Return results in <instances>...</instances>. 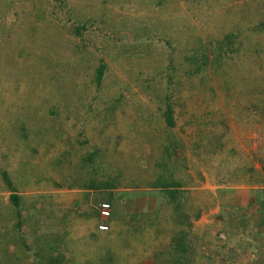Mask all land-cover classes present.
<instances>
[{"label": "rangeland", "instance_id": "obj_1", "mask_svg": "<svg viewBox=\"0 0 264 264\" xmlns=\"http://www.w3.org/2000/svg\"><path fill=\"white\" fill-rule=\"evenodd\" d=\"M73 188L160 199L100 264H264V0H0V264L34 255L10 193Z\"/></svg>", "mask_w": 264, "mask_h": 264}, {"label": "crops", "instance_id": "obj_2", "mask_svg": "<svg viewBox=\"0 0 264 264\" xmlns=\"http://www.w3.org/2000/svg\"><path fill=\"white\" fill-rule=\"evenodd\" d=\"M125 191L120 189V193L112 197L113 220L111 222L100 218L98 208L105 198H101V195L93 190L79 191V189L73 188L67 190V192H61L60 195L59 190H54L51 193L50 202L45 201L44 207L42 206L43 208L39 209L33 221V214L29 215L23 209L21 210L22 196L19 197L16 194L19 198L18 209H20L18 210L16 222L20 226V230L24 232V237L27 240V250L34 253L32 257L26 259L27 261L23 263L42 264L41 260H43V264H59L61 261H63L61 264H100L92 259L94 254L91 251L88 235H97L103 239V237L108 235L109 231H112L110 238L114 240L113 243L117 246L120 242L116 236L120 232H124V221L130 218L132 220L135 219L134 216L137 212L132 209L133 207L146 206L149 212L159 209L158 202L160 199L156 201L152 194H149L151 198L145 200L142 205L139 203L140 197H133L134 195L132 196ZM13 194L10 193L7 203H4V205L12 202L11 197ZM243 196H245V193H243ZM235 200L241 207L247 208L249 206L245 197H237ZM167 201L169 200L163 198V205H161L163 209H161L160 216L167 214ZM12 205L16 207L14 202H12ZM160 218L163 219V217ZM152 220L157 221L158 219L154 217ZM183 220L186 221L185 217ZM201 220L200 222L202 223L203 218ZM108 225L110 226L108 232L99 230L100 226ZM117 248L119 249L120 247L117 246ZM157 249L159 250L160 247H157ZM59 255L63 256V258L60 259ZM34 257L36 260L33 259ZM121 261L122 263H129L127 258ZM134 263L140 264L139 261Z\"/></svg>", "mask_w": 264, "mask_h": 264}, {"label": "trees", "instance_id": "obj_3", "mask_svg": "<svg viewBox=\"0 0 264 264\" xmlns=\"http://www.w3.org/2000/svg\"><path fill=\"white\" fill-rule=\"evenodd\" d=\"M104 75H105V67L103 66V65H101L100 67H99V69H98V75H97V80H96V82H97V84L98 85H100L101 86V79H103V77H104ZM166 124L169 126V127H172L174 124H173V119L171 118V117H169V118H167V120H166ZM3 178H4V181L7 183V185L9 186V188L11 189L12 188V184H11V181H10V178H9V176H8V174L6 173V174H4V176H3ZM111 183V184H110ZM106 184V185H105ZM102 187H105L104 189H103V192H105V191H107V190H112V189H116L115 187H116V185H115V183H113V182H106V183H102ZM97 188V186H95L94 187V189H96ZM168 188H169V186L168 185H162V189L163 190H168ZM13 189V188H12ZM94 189H92V188H89V190H93V191H95V192H97V193H99L98 191H96V190H94ZM86 190V189H85ZM88 190V189H87ZM103 192L102 193H100V197L101 198H105V200H103L100 204H99V207H100V205H102V204H104V203H107V204H109L110 206H111V208H112V204H111V200L112 199H106V195L105 194H103ZM110 198V197H109ZM11 199H12V202H14L15 204H16V207L17 208H19L18 206V201H19V198H18V196H16V194H13V196L11 197ZM98 213H99V211H98ZM99 216H100V214H99ZM179 216V215H178ZM181 218V217H180ZM183 219H184V217H183ZM113 219H112V216H111V218L109 219V222H111ZM184 221V220H183ZM20 227V226H19ZM108 227V231L110 230V226L108 225L107 226ZM107 231V232H108ZM110 232V231H109ZM111 233H112V231L110 232V233H108V235L105 237L106 238V241H107V249L105 248L103 251H104V254L106 253V251H108V252H111V253H114L115 252V249L117 248V246H115V244L113 243V239L112 238H107L109 235L111 236ZM93 237H94V239H95V241L96 242H99V245L101 244V243H103L102 241H103V239H101L99 236H95V235H92ZM98 240V241H97ZM94 241V240H93ZM111 243V244H110ZM105 246H106V244H105ZM100 247H103V246H99V247H97V249H95L93 252H92V254H94L97 250H99L100 249ZM171 250V249H170ZM177 252H179V250H176V252H174V253H177ZM103 252H101V254H102ZM184 254V253H183ZM99 256H100V252H99V254H98ZM107 255H108V253H107ZM115 256V255H114ZM113 256V257H114ZM116 257V256H115ZM120 260H122V259H119V258H113L112 260H107L106 261V263L107 264H120V262H118V261H120ZM118 262V263H117ZM105 263V264H106ZM123 264H126V263H123Z\"/></svg>", "mask_w": 264, "mask_h": 264}, {"label": "built area", "instance_id": "obj_4", "mask_svg": "<svg viewBox=\"0 0 264 264\" xmlns=\"http://www.w3.org/2000/svg\"><path fill=\"white\" fill-rule=\"evenodd\" d=\"M99 214H100V218L103 220H109L112 216V208L109 204L104 203L102 205H100L99 207ZM99 230L102 232H107L108 231V227L107 226H100Z\"/></svg>", "mask_w": 264, "mask_h": 264}, {"label": "clouds", "instance_id": "obj_5", "mask_svg": "<svg viewBox=\"0 0 264 264\" xmlns=\"http://www.w3.org/2000/svg\"><path fill=\"white\" fill-rule=\"evenodd\" d=\"M99 209V208H98Z\"/></svg>", "mask_w": 264, "mask_h": 264}]
</instances>
